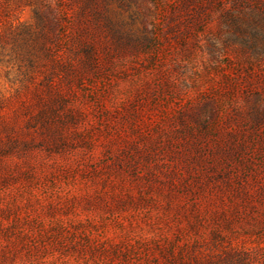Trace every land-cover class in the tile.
Masks as SVG:
<instances>
[{"label":"rangeland","instance_id":"rangeland-1","mask_svg":"<svg viewBox=\"0 0 264 264\" xmlns=\"http://www.w3.org/2000/svg\"><path fill=\"white\" fill-rule=\"evenodd\" d=\"M94 1L0 62V264H264V0Z\"/></svg>","mask_w":264,"mask_h":264},{"label":"trees","instance_id":"trees-1","mask_svg":"<svg viewBox=\"0 0 264 264\" xmlns=\"http://www.w3.org/2000/svg\"><path fill=\"white\" fill-rule=\"evenodd\" d=\"M30 5L34 6L35 18L37 24L34 30L22 27H13L8 21L9 8L12 4H8L0 0V28L8 27L10 36L5 35L0 30V62L4 57L20 59L22 64H27L30 67L36 66L42 60L49 61L52 68L60 70H70L71 62L65 61L60 55L64 38L66 37L63 14V0H27ZM85 6L81 9L80 14H83L89 7L94 6V0H85ZM11 46V52L6 53L8 47ZM85 53L90 54V47L87 43L81 45ZM14 55V56H13ZM21 64V65H22ZM54 75V72L52 73ZM48 77L46 86L51 94H55L58 100L63 99L61 90L57 84ZM42 99V96H41Z\"/></svg>","mask_w":264,"mask_h":264}]
</instances>
